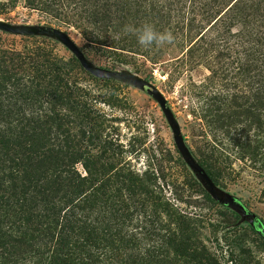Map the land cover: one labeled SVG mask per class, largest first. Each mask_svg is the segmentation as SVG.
Segmentation results:
<instances>
[{
  "label": "trees",
  "instance_id": "16d2710c",
  "mask_svg": "<svg viewBox=\"0 0 264 264\" xmlns=\"http://www.w3.org/2000/svg\"><path fill=\"white\" fill-rule=\"evenodd\" d=\"M18 4L114 55L162 52L126 25L171 31L185 49L171 68L196 59L207 69L186 87L201 133L191 154L223 188L236 161L264 171V0H0V13ZM24 41L0 37V264H264L255 223L194 176L192 200L157 168L126 161L96 106L114 103L116 81L60 56L48 36Z\"/></svg>",
  "mask_w": 264,
  "mask_h": 264
},
{
  "label": "rangeland",
  "instance_id": "374dc122",
  "mask_svg": "<svg viewBox=\"0 0 264 264\" xmlns=\"http://www.w3.org/2000/svg\"><path fill=\"white\" fill-rule=\"evenodd\" d=\"M0 20L16 26L59 28L83 51L92 67L121 70L148 80L166 98L179 124L184 143L190 152L196 145H201V133L197 127L198 124L195 125L193 122L194 115L192 114L197 103L187 94L186 87L190 83L199 84L203 81L206 78L207 69L203 61H196V59L193 63L175 62L171 68V60L182 56L185 51L181 45L177 47L171 43L163 46L162 52L154 60L141 55H114L100 49H90L85 38L73 26L58 23L44 13L30 10L22 4L0 13ZM32 35L51 38L55 42L54 50L60 56H75L69 48L51 34ZM25 36L27 35L0 29V37L7 47L22 49ZM108 79L116 81L114 87L109 90L117 96V99L112 104L99 102L96 106L109 118L107 132L113 133V136L125 145V149L130 151L125 152L126 161H130L132 166L140 171L148 165L157 168L164 182H178L177 192L183 196H191L193 200L197 193L186 185L188 175L194 176L205 189L206 187L178 151L173 131L159 103L146 92L123 80ZM93 86L98 87V84ZM78 167L84 173L83 167L81 165ZM230 172L227 185L223 188L214 184L215 188L223 197H233L243 209L237 204H221L240 213L243 220L255 223L259 231L264 229V171L253 168L247 163L236 161L232 164ZM169 187L170 184L166 185L168 194L170 193ZM194 208L200 211L199 208ZM204 212V217L212 214L210 211Z\"/></svg>",
  "mask_w": 264,
  "mask_h": 264
},
{
  "label": "water",
  "instance_id": "95a60500",
  "mask_svg": "<svg viewBox=\"0 0 264 264\" xmlns=\"http://www.w3.org/2000/svg\"><path fill=\"white\" fill-rule=\"evenodd\" d=\"M0 29L5 30L10 33L23 34V35H32L38 33L51 34L57 37L67 48H69L76 58L79 60L80 64L89 71L92 75L99 78H117L123 80L142 91L146 92L150 96H152L160 105L172 131L173 138L176 144L178 151L181 153L185 162L198 174V176L203 181L206 189L209 193L217 199L220 203L225 204H237L239 208L243 209L239 203L235 201V199L231 196L223 197L215 188L214 183L211 181L209 176L206 174L204 169L197 163L195 158L192 156L190 150L184 143L183 136L181 135L179 124L175 119L173 112L171 111L166 98L161 93V91L148 80L131 74L129 72L121 71V70H111L107 68L101 67H92L88 60L86 59L83 51L71 40V38L61 29L52 27V26H37V27H29V26H16L4 21L0 20ZM260 231L264 234V229H260Z\"/></svg>",
  "mask_w": 264,
  "mask_h": 264
},
{
  "label": "clouds",
  "instance_id": "9594fccd",
  "mask_svg": "<svg viewBox=\"0 0 264 264\" xmlns=\"http://www.w3.org/2000/svg\"><path fill=\"white\" fill-rule=\"evenodd\" d=\"M125 33L132 35L137 44L145 49L163 47L175 41V36L171 31L157 30L152 24L145 23L140 27L126 25Z\"/></svg>",
  "mask_w": 264,
  "mask_h": 264
}]
</instances>
